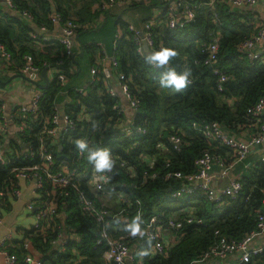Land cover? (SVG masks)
<instances>
[{"label": "trees", "instance_id": "obj_1", "mask_svg": "<svg viewBox=\"0 0 264 264\" xmlns=\"http://www.w3.org/2000/svg\"><path fill=\"white\" fill-rule=\"evenodd\" d=\"M13 1L16 9L27 11L33 17V23H29L0 5V42L12 53L15 69L23 65L25 55H30L38 65L46 60L53 63L61 57L63 49L59 44V49L52 55L40 51L30 38L34 25L53 28L50 19L52 12L60 13L63 20L72 18L80 25L92 23L101 14L94 9L101 0ZM191 1L199 6L195 21L183 29L161 27L154 30L158 48H170L177 52V56L166 66H150L147 58L139 55L127 30L128 24L118 19L123 29L116 51L118 71L131 79L130 89L140 99V110L135 121L147 128V134L126 139L121 131L110 128L102 145L92 143L85 149L83 159L77 157L76 141L87 134L95 135L93 129L103 127L105 121L116 117L111 110L112 101L106 95L104 83L99 78L88 88L86 94L70 95L72 105L68 110L76 112L80 104H83L90 114V120L81 124L84 130L78 128L67 134L61 141L62 147L55 146L52 149L56 162L65 161L71 168L92 165L94 162L90 164L87 157L91 152L97 151L107 152L108 156L113 155L125 161L126 166L112 175L108 185L107 194H112L113 197L118 193L128 194L132 203L130 209L124 210L122 223L112 225L110 229L115 238L121 237L136 225L143 228L154 215L173 216L175 212H179L175 216L182 218L186 213L180 211L189 207L193 208L189 212L202 219L201 224L185 225L182 238L166 256H151L149 242L130 240V245L134 246L133 255L136 257L143 254L145 264H193L222 237L237 241L243 239L256 229L258 213L264 200V160L254 163L246 174L236 179L242 185L240 195L225 198L220 206L209 201L200 190L180 199L172 197L173 191L184 182L168 175L179 173L188 181V177L197 172V160L205 151L220 156L227 166L234 161L228 149L207 140L200 131L194 129L193 124L218 122L231 135H235L241 128L251 126L255 133L257 125L252 109L264 96V60L250 59L239 49L256 31L247 23L241 22L235 12H229L228 4L217 5L221 24L216 25L212 11L203 5L205 0ZM137 6L136 4L130 8ZM82 31L86 30L81 29L80 32ZM216 35L219 39V52L215 66L229 77L223 84V91H218V77L204 63L206 55L203 49L211 37ZM84 48L89 50L96 46L91 44ZM170 69H175L177 74H182L185 69L191 70L190 83L185 89L177 92L174 88L160 87L161 78ZM56 94L57 87L52 82L46 89V113ZM36 131V125L29 131V139L35 143ZM173 134H178L183 139L179 152L174 151L169 143V137ZM9 146L20 149V144L15 140H11ZM153 157L156 163L150 167L147 160ZM168 161L170 167L165 168ZM154 171L158 172L156 179H144L145 175ZM8 176V173L0 169V186ZM83 188L98 204L105 202L112 213L126 207L119 204L116 198L107 204L106 199L101 200L106 193H94L84 185ZM58 212L59 215L44 232L33 229L26 237L42 264H116L106 263L102 257L103 247L94 246L98 225L91 217L82 213L75 194L70 193L61 199ZM59 225L67 236L64 250H61L59 242L57 245L52 244L57 237ZM23 244L24 242L18 249L6 244L5 247L22 260L26 254ZM244 264H264V254H252Z\"/></svg>", "mask_w": 264, "mask_h": 264}, {"label": "built area", "instance_id": "obj_2", "mask_svg": "<svg viewBox=\"0 0 264 264\" xmlns=\"http://www.w3.org/2000/svg\"><path fill=\"white\" fill-rule=\"evenodd\" d=\"M4 7L15 11L21 18L29 23H33V17L27 11L16 9L13 0H3ZM156 1L162 6L163 15L159 18H150L143 24L142 29H137L128 24L127 30L136 45L140 56L146 57L150 66L157 68L155 63L149 62V56L154 51H159L154 30L156 28L166 27L171 30L183 29L186 25L195 21L199 6L191 0H101L94 6V9L105 13L115 3L129 5L144 4ZM259 1L264 0H210L208 5L212 11L213 22L216 25L221 24L216 7L219 3L228 4L232 7L254 6ZM1 5V0H0ZM97 17L96 19L100 18ZM53 28L46 26H32L30 38L38 46L49 44H59L63 53L55 62L48 60L42 61L41 65L34 62L30 55H25L24 63L19 67V72L29 76L32 80L43 68L55 69L54 75L49 79L48 86L54 82L57 87L56 98L51 102L48 113L44 109L46 100V89H39L32 86L31 98L26 103H20L10 106L2 97H0V169L8 173L0 186V218L2 217V208L8 198H19L21 195L20 182H32L38 192L39 197L36 203L29 205L34 210V227L36 232H44L45 228L54 222L59 215V206L62 198L75 194L79 202L81 211L84 215L91 217L98 225L97 236L94 246H102V257L106 263L115 262L116 264H145L144 255L138 254L136 257L132 253L130 240L142 243H150V255L166 256L170 249L174 247L182 238V231L187 224H201L202 219L196 217L193 213L187 211L182 218L175 215L160 216L154 215L140 228V232L135 235L132 230L119 238L111 235L112 225H120L123 220L124 210L130 209L132 203L128 194H116V200L126 207L118 212L112 213L105 202L98 204L96 200L88 196L83 185L90 191L101 194L108 193V185L111 182L112 175L120 168L126 166L125 161L109 155L110 161H114L111 169L97 171L95 163L85 167H69L65 161L56 162L52 149L61 145L67 134L77 130H84L81 125L90 120V114L85 105L80 104L76 112L68 110L72 105L71 93L77 95L86 94L90 86H93L97 79H102L106 88V95L112 101L111 110L116 115L105 121L103 127L99 126L93 129L95 135L87 134L77 141H82L85 145L83 150L77 147V157L83 159L85 149L92 143L102 145L105 142V134L108 129L121 131L126 139L147 134V128L144 125L136 124L135 117L140 110V99L130 89L131 79L124 73L118 71V60L116 51L118 40L123 36V29L117 30L112 40V55L109 57V64L105 65V50L100 47V59L91 66V80L83 87L67 86L69 72L65 70L68 61L74 56V47L76 39L81 29H94L98 23H89L80 25L74 19L63 20L58 12H52L50 15ZM53 33L52 35H48ZM147 48V49H146ZM240 51L253 60H264V20L257 28L256 32L240 46ZM219 39L218 36H212L208 45L203 49L206 55L204 63L210 66L213 75L218 77L217 89L223 91V84L229 77L215 66L218 59ZM106 54V53H105ZM103 57V58H102ZM0 67L5 69H14L15 63L12 53L0 42ZM115 77V78H114ZM80 103V101H79ZM127 112L129 116L127 117ZM252 116L255 117L257 131L247 139H240L225 131L218 122H210L204 125L193 124L194 129L209 141L218 143L221 147L231 152L234 161L243 160L255 146L264 147V96L252 109ZM37 126L35 133L36 143L31 139L29 131ZM15 140L20 144V149L9 146V142ZM76 141V142H77ZM169 143L174 151H181L183 139L178 134L169 137ZM77 146V143H76ZM156 163L155 157L147 160V165L153 167ZM197 172L188 177L179 173L168 175L184 182L172 193V197L180 199L183 196L193 193L196 190L202 191L207 199L217 206L223 204L225 198H236L242 191L241 183L236 179H230L229 185L223 188H215L212 184L215 174L214 168H220L219 176L224 177L230 165L227 166L225 160L220 156L208 151L202 153L197 160ZM165 168L170 167L168 161ZM135 174V172H132ZM158 172L148 173L144 176L152 180L156 179ZM5 184V187H4ZM103 200V198H101ZM138 204V202H137ZM57 237L52 241L53 245L57 242L63 245L67 242V236L58 226ZM117 229V228H116ZM118 230V229H117ZM264 232V200L262 209L258 213L256 229L251 231L243 239L229 240L222 237L216 244L203 252L193 264H204L208 260L225 259L232 254L239 255V264H244L250 259L252 254H264V245L255 249L250 248L253 239ZM23 248L26 254L22 258L15 253L9 252L5 247V241L0 243V254L5 264H42L39 258H36L30 251L31 245L29 238L24 241Z\"/></svg>", "mask_w": 264, "mask_h": 264}, {"label": "crops", "instance_id": "obj_3", "mask_svg": "<svg viewBox=\"0 0 264 264\" xmlns=\"http://www.w3.org/2000/svg\"><path fill=\"white\" fill-rule=\"evenodd\" d=\"M210 0H205L206 3L203 5L208 7L210 9V6L208 5V2ZM138 6H149L152 8L151 15H149L147 18H145L140 25L131 23V22H125L127 24L133 25L135 28H143V24L146 20L150 18H159L163 15L162 6L157 3L156 1H151L149 3L144 4H137ZM201 5V4H200ZM133 5L129 4H123V3H115L112 7H110L105 13H102L100 18L94 19L93 23H98L97 27L94 29H85L86 31H82L78 34V38L76 39V45L74 47V56L71 58L67 66L65 67V70L69 72V80L67 83V86L69 87H83L85 86L90 80H91V66L96 62L98 59H100V47L105 50L103 57L106 55V61L104 62L105 65L109 64V57L112 55L111 53H108L105 49V42L102 37L96 38V41L94 39H84L82 33L90 32V31H98L100 28L104 27L110 19L114 21V28L112 32V40L114 35L116 34L117 30H120L121 27L119 25L118 19L123 21L120 18V14L115 16L114 12H118L119 8H129ZM137 6V7H138ZM117 7V8H116ZM229 12H235L239 16V20L241 22L247 23L249 26L252 27L253 31H256L259 25L261 24V21L264 20V1H259L254 6H245V7H230L228 5ZM8 9L7 7H5ZM135 8V7H133ZM132 9V8H131ZM12 15H18L15 11L9 10ZM211 11V9H210ZM53 33H49L48 35H52ZM110 38V35H109ZM95 45V49H89L87 50L84 47H88L90 45ZM40 51L49 52L50 54L57 52L59 49V46L57 44H49L46 46L37 47ZM86 49V50H85ZM91 50H93V53H91ZM83 53V54H81ZM88 55L89 57V67L87 64L85 65V72L86 75H81L79 70L77 71L74 69V67L77 65V60L79 57ZM53 55V54H52ZM102 57V58H103ZM87 67L89 68V71L87 70ZM19 69V68H18ZM18 69L10 70L5 69L4 67H0V89L4 88L5 92H0V97L3 98L10 106H14L20 103H26L31 98V89L32 86H35L39 88L36 83H44L43 77L41 76V71L34 80H32L29 76L24 75L19 72ZM44 69V68H43ZM73 70V72H72ZM53 71L55 69H48L47 71V77L48 80L51 79V77L54 75ZM88 72V73H87ZM75 75L74 79L73 76ZM115 78V77H114ZM1 82L4 83V85H1ZM11 84V85H10ZM2 86V87H1ZM41 89V88H39ZM127 117L129 116V112L126 113ZM253 129L251 126L241 128L235 132V135L237 138L240 139H247L253 134ZM264 160V147L259 145L255 146L251 149L249 154L243 159L239 161H231L230 162V169L228 170V173L222 177L219 176L218 173L220 172V168L215 167L214 168V181L213 186L215 188H223L226 184V178L228 175H230L231 179H239L244 174H246L249 169L253 166L254 163ZM20 188H21V195L19 198H8L6 200L5 205H3L2 208V217L0 218V243L5 241V244L7 246L12 247L13 249H18L20 247V244L24 241H26L27 234L33 230L35 219H34V210H31L29 208V205L32 203H36V200L39 198L37 196L38 192L35 189V186L32 182H20ZM192 207L182 209L180 212H187L192 211ZM179 212H175L173 215H178ZM264 245V232L258 234L250 244L251 249H255L258 247H261ZM134 246L132 247V253ZM32 254L39 258L36 255V252H33L31 249ZM239 255L238 254H232L229 257L225 259H214V260H208L204 264H239ZM0 264H5L2 255L0 254Z\"/></svg>", "mask_w": 264, "mask_h": 264}, {"label": "clouds", "instance_id": "obj_4", "mask_svg": "<svg viewBox=\"0 0 264 264\" xmlns=\"http://www.w3.org/2000/svg\"><path fill=\"white\" fill-rule=\"evenodd\" d=\"M177 56V52L170 48H160L159 51H154L149 56V62L155 63L157 66H166L169 61ZM191 76V70L185 69L182 74H177L175 69H170L164 77L160 80L161 88H174L177 92L185 89L190 83L189 77ZM77 147L81 150L85 148L82 141H77ZM88 162L95 163L96 170L102 171L104 169H111L114 161H110L107 152H91L88 157ZM140 232L139 226L136 225L132 229V234Z\"/></svg>", "mask_w": 264, "mask_h": 264}, {"label": "rangeland", "instance_id": "obj_5", "mask_svg": "<svg viewBox=\"0 0 264 264\" xmlns=\"http://www.w3.org/2000/svg\"><path fill=\"white\" fill-rule=\"evenodd\" d=\"M151 12H152V8L144 5V6H138V7L132 8V9L131 8L130 9L129 8H119V11L114 12V14H115V16L120 14V18L125 22H131V23L140 25L141 22L145 18H147L149 15H151ZM71 15L75 16L74 14H71ZM113 28H114V21L112 19H110L108 21V23L104 27L100 28L98 31H90V32L82 33L83 34L82 36L84 39L90 38V39H94L95 41H96V38H98V37L105 38L104 39V42H105L104 47L108 53L112 54V32H113ZM137 29H140V28H137ZM109 35H110V38H109ZM86 64L89 67V57L87 54L78 58L77 65L74 67V69H76L77 71L79 70L81 75H86V72L84 71ZM88 67H87V70L89 71ZM54 72L55 71H53V73ZM72 72H73V70H72ZM74 77H75V75L73 76V79H74ZM102 198L106 199L107 204H109V202L111 200L115 199V197H113L112 194L102 195Z\"/></svg>", "mask_w": 264, "mask_h": 264}, {"label": "water", "instance_id": "obj_6", "mask_svg": "<svg viewBox=\"0 0 264 264\" xmlns=\"http://www.w3.org/2000/svg\"><path fill=\"white\" fill-rule=\"evenodd\" d=\"M1 5H2V6H5V3H4L3 0H1ZM146 49H147V48H146ZM81 54H83V53H81ZM209 68H211V67L209 66ZM47 71H48L47 68H44V69H42V71H41V76L43 77L44 83H43V84H41V83H36V85H37L39 88H41V89H47V88H48L49 80H48V77H47ZM1 85H4V83L1 82ZM1 87H2V86H1ZM0 92H1V93H2V92H5V91H4V88L0 89ZM0 95H1V94H0ZM58 147L61 148L62 145H58ZM230 179H231V177H230V175H228V177L226 178V184L224 185V187H226V186L229 185ZM169 191H171V189H169ZM126 261H127L128 264H131V260H130V259H127Z\"/></svg>", "mask_w": 264, "mask_h": 264}]
</instances>
